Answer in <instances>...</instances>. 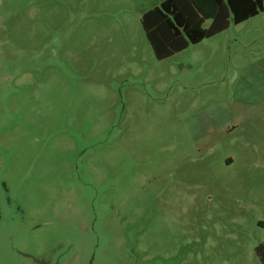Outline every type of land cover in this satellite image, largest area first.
Listing matches in <instances>:
<instances>
[{
  "label": "rangeland",
  "instance_id": "1",
  "mask_svg": "<svg viewBox=\"0 0 264 264\" xmlns=\"http://www.w3.org/2000/svg\"><path fill=\"white\" fill-rule=\"evenodd\" d=\"M162 1L0 0V264H262L264 11L158 61Z\"/></svg>",
  "mask_w": 264,
  "mask_h": 264
},
{
  "label": "trees",
  "instance_id": "2",
  "mask_svg": "<svg viewBox=\"0 0 264 264\" xmlns=\"http://www.w3.org/2000/svg\"><path fill=\"white\" fill-rule=\"evenodd\" d=\"M264 11V0H164L145 12L141 25L158 61L182 52ZM210 22L208 28L204 24ZM264 264V242L255 248Z\"/></svg>",
  "mask_w": 264,
  "mask_h": 264
}]
</instances>
